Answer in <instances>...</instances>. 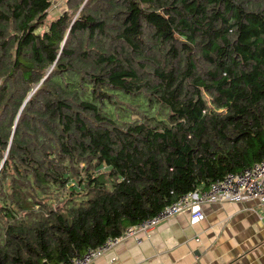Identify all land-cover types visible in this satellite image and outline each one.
<instances>
[{
	"label": "trees",
	"instance_id": "16d2710c",
	"mask_svg": "<svg viewBox=\"0 0 264 264\" xmlns=\"http://www.w3.org/2000/svg\"><path fill=\"white\" fill-rule=\"evenodd\" d=\"M0 0V264H67L264 156V0Z\"/></svg>",
	"mask_w": 264,
	"mask_h": 264
},
{
	"label": "crops",
	"instance_id": "0c3cea01",
	"mask_svg": "<svg viewBox=\"0 0 264 264\" xmlns=\"http://www.w3.org/2000/svg\"><path fill=\"white\" fill-rule=\"evenodd\" d=\"M201 209L203 221L183 213L142 234L141 243L128 239L94 264H264V206L244 201Z\"/></svg>",
	"mask_w": 264,
	"mask_h": 264
},
{
	"label": "built area",
	"instance_id": "2783aa9c",
	"mask_svg": "<svg viewBox=\"0 0 264 264\" xmlns=\"http://www.w3.org/2000/svg\"><path fill=\"white\" fill-rule=\"evenodd\" d=\"M244 201H256L264 206V156L258 163L240 173L228 174L223 179L212 182L205 190H196L180 197L154 217L128 227L120 236L108 238L100 246L72 258L67 264H94L97 259L128 239L141 243L142 234H147L183 213H189L194 222H201L204 219L201 208L205 204Z\"/></svg>",
	"mask_w": 264,
	"mask_h": 264
},
{
	"label": "rangeland",
	"instance_id": "374dc122",
	"mask_svg": "<svg viewBox=\"0 0 264 264\" xmlns=\"http://www.w3.org/2000/svg\"><path fill=\"white\" fill-rule=\"evenodd\" d=\"M65 0H52V7L48 12V19H53V17L63 13L66 10L64 4Z\"/></svg>",
	"mask_w": 264,
	"mask_h": 264
}]
</instances>
